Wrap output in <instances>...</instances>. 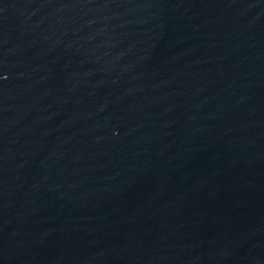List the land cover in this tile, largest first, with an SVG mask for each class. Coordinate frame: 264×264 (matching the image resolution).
<instances>
[{"label": "water", "instance_id": "water-1", "mask_svg": "<svg viewBox=\"0 0 264 264\" xmlns=\"http://www.w3.org/2000/svg\"><path fill=\"white\" fill-rule=\"evenodd\" d=\"M0 264H264V0H0Z\"/></svg>", "mask_w": 264, "mask_h": 264}]
</instances>
